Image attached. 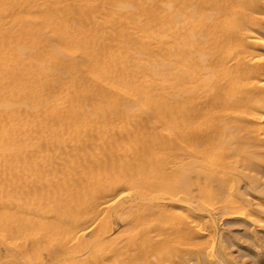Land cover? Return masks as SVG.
<instances>
[{
	"label": "bare ground",
	"instance_id": "bare-ground-1",
	"mask_svg": "<svg viewBox=\"0 0 264 264\" xmlns=\"http://www.w3.org/2000/svg\"><path fill=\"white\" fill-rule=\"evenodd\" d=\"M262 22L264 0H0V264H203L218 216L263 222L240 188Z\"/></svg>",
	"mask_w": 264,
	"mask_h": 264
},
{
	"label": "rangeland",
	"instance_id": "rangeland-1",
	"mask_svg": "<svg viewBox=\"0 0 264 264\" xmlns=\"http://www.w3.org/2000/svg\"><path fill=\"white\" fill-rule=\"evenodd\" d=\"M263 26H264V22H262L260 24V27H263ZM252 173L253 172L251 171L249 173V175L256 179V184L259 180L256 178L255 175L259 174V176H257V177L258 178L261 177V179L259 178L260 182L262 179H264L263 178L264 173L261 174L262 172L257 171V170H255L253 175H252ZM244 175L247 177V180H248V178H250L249 175L248 176L246 174H244ZM246 177H245V179H246ZM245 179H243L242 184H241V182L240 183L238 182L239 183L238 187H240V184H241L240 188L243 192V196H244L245 200L250 201L253 204L254 213L256 211V213L258 214L257 215L255 213L257 215V217L259 216L260 218L259 217L258 218L263 221L264 220V204H261V202L263 203V201H264V198H262L264 195L257 194V192L259 193L258 190L264 189L263 188V186H264L263 181L264 180L261 182V184L263 183L261 185L262 187L256 185L258 190H255V188H256L255 184H253L254 188H252L253 185L251 184V180H249L250 182H248ZM240 181H242V180H240ZM243 185H244V187H243ZM248 185L251 186V189L248 188ZM250 190L252 192H250ZM255 191H257V192H255ZM262 192H264V191L262 190L260 193H262ZM250 196L251 197L253 196V197L251 198ZM260 196H262V197H260ZM257 202H259L262 206L258 205L259 203L256 204ZM256 215H254V216H256ZM259 224H260V226H259ZM216 230L220 234V238L217 237L218 238L217 239L215 237L216 239H214L212 241L213 243L211 242V244L214 245V249L211 250L209 256L206 259H203L204 260L203 264H230V263L231 264H234V263L235 264H264V246H263L264 245V221L261 223L257 222V224H256V223H252V221H250V220L248 221V219H246L245 217H234V216H226V215L218 216V218L216 220ZM217 240L218 241L222 240L223 246L225 247L224 253H225L226 257L230 259V261H227L225 263L224 260H222V258L220 257L221 253L219 252V242ZM211 253L213 256L211 255ZM186 260H187V262H185V264H197L194 260L193 261L192 260L190 261L188 259H186Z\"/></svg>",
	"mask_w": 264,
	"mask_h": 264
}]
</instances>
